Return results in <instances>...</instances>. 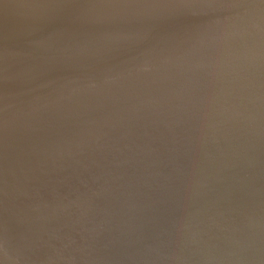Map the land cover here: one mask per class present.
I'll return each mask as SVG.
<instances>
[{
    "label": "water",
    "instance_id": "obj_1",
    "mask_svg": "<svg viewBox=\"0 0 264 264\" xmlns=\"http://www.w3.org/2000/svg\"><path fill=\"white\" fill-rule=\"evenodd\" d=\"M0 264H264V0H0Z\"/></svg>",
    "mask_w": 264,
    "mask_h": 264
}]
</instances>
